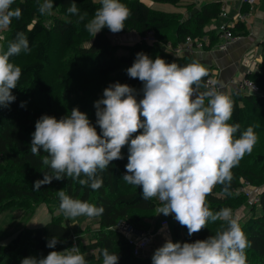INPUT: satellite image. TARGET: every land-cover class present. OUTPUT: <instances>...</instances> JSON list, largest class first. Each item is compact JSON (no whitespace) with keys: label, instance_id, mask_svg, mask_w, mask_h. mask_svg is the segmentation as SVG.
I'll list each match as a JSON object with an SVG mask.
<instances>
[{"label":"clouds","instance_id":"1","mask_svg":"<svg viewBox=\"0 0 264 264\" xmlns=\"http://www.w3.org/2000/svg\"><path fill=\"white\" fill-rule=\"evenodd\" d=\"M13 4L14 0H0V29L21 17V8ZM99 4L85 23L92 36L104 27L113 33L125 28L130 9L123 0H99ZM53 6L54 0H38L41 15H51ZM67 11L83 19L75 0ZM29 51L24 31H17L6 48L0 46V107L15 100L12 89L21 76V68L10 57ZM125 71L139 79L141 87L109 83L93 102L94 122L76 106L59 118L41 114L36 119L30 150L33 155L46 153L42 163L49 171H42V178L33 181V189L71 177L96 190L103 184L100 174L111 161L123 158L121 149L126 146L122 179L140 187L141 199L155 197L161 202L156 214H172L189 236L209 221L224 222L204 239L165 238L152 252L151 264H247L249 241L239 217L229 207L213 211L206 197L217 184L231 194L232 169L256 143L253 128L240 130L238 122L229 123L233 100L222 91L221 81H209V68L198 60L181 65L138 51ZM24 105L21 101L20 106ZM57 195L59 211L66 218H91L104 212L102 205L75 199L63 190ZM58 239L55 235L47 239L46 246L53 250L46 255L25 256L20 264H88L86 254L75 246L55 250ZM101 255L102 264L119 260L118 253L107 248L101 249Z\"/></svg>","mask_w":264,"mask_h":264},{"label":"trees","instance_id":"2","mask_svg":"<svg viewBox=\"0 0 264 264\" xmlns=\"http://www.w3.org/2000/svg\"><path fill=\"white\" fill-rule=\"evenodd\" d=\"M72 3L73 0H54L53 10L57 12L47 22L38 12V0H14L12 7L21 8V17L12 18L6 27L5 38L0 41V46L6 48L17 31H24L30 46L28 53L21 52L10 57L21 68V76L17 87L12 89L15 100L8 107H0V214L13 206L32 213L41 203H45L52 212L51 218L43 225L22 228L9 243L0 244V264H20L25 256L46 255L53 250L46 246L47 239L53 235L59 238L54 246L55 250L71 249L76 242L80 251L86 254L88 264H102V248L118 253L117 264H151V255L136 250L134 244L119 230L118 224L124 221L138 231H156L162 219H170V214L157 215L161 202L155 197L150 200L141 199L140 187L122 179L127 162V147L122 146L123 158L111 161L109 167L100 174L103 184L96 190L81 185L71 177L53 179L50 183L41 185V188L33 189V181L42 178V171L49 169L42 163L46 153L32 154L30 134L41 114L59 118L68 114L74 106L94 114L91 120L94 122L93 102L101 96L100 86L98 88L95 84L106 82L108 85L119 81L139 89L142 82L129 77L125 71L138 51H144L153 58L159 55L181 65L192 62L193 58L175 54L172 47L184 42L188 36H204L205 26L218 17L220 6L216 2L207 3L192 13L194 6L191 3L189 13L184 16L154 9L143 0H123L130 9V15L124 22L125 28L119 32L133 29L144 36L148 30H153L157 42L151 44L141 39L133 45H122L111 40L107 27L94 36L85 29V23L100 7L99 0L95 3L93 0H75L83 19H78L77 15L67 11ZM121 49L126 52L119 53ZM246 78L256 83L260 91L237 90L230 95L234 111L229 123L238 122L240 130H243L244 111L248 104L256 109L255 116L264 110V63L259 70L248 72ZM54 80L63 86L60 95L54 90ZM21 101L25 102L23 107L20 106ZM96 127L99 133V126ZM262 140L264 142V138ZM250 162L246 166L240 160L233 167L230 195L222 190V185L214 186L206 197L210 209H232L237 202L247 201V197L237 191L241 184L240 178L249 179L256 186L264 180V149L251 158ZM60 190L75 199L104 207V212L96 216L99 227L86 242H77L72 228L64 222L61 215L55 214V210L59 209L57 193ZM259 194V201L251 205L250 215L240 223L249 241V246L245 249L247 264H264V188H260ZM27 207L31 209L28 210ZM223 223L219 219L209 221L206 226L189 236L187 228L177 222L172 226L171 236L173 241L204 239L214 234Z\"/></svg>","mask_w":264,"mask_h":264},{"label":"crops","instance_id":"3","mask_svg":"<svg viewBox=\"0 0 264 264\" xmlns=\"http://www.w3.org/2000/svg\"><path fill=\"white\" fill-rule=\"evenodd\" d=\"M215 2L219 3L220 11L223 2L227 5L228 20L234 31L240 34V38L230 43L226 49H220L217 46L214 27L223 20L219 12L218 17L204 28L205 37H202L205 38V45L202 48H194L190 52L179 55H188L193 60L204 63L215 80L222 82V91L225 94L231 95L233 91L237 90L250 92L248 89L241 87V82L246 78L248 72L259 70L261 64L264 63V0H258L252 5L241 0H188L183 3L188 7V14L189 4L191 3H193L194 7L200 9L201 6L207 3ZM238 14H241V17ZM128 36L135 41H139L140 38L136 31H132ZM66 224L71 226L69 222ZM97 225L99 227L98 218ZM142 232L149 233L150 242L147 245L148 247L155 242L162 244L165 238L172 237L169 234V222L167 225L161 223L156 233L139 231V233ZM90 235L88 234L87 240H89ZM147 246L138 251L149 254Z\"/></svg>","mask_w":264,"mask_h":264},{"label":"rangeland","instance_id":"4","mask_svg":"<svg viewBox=\"0 0 264 264\" xmlns=\"http://www.w3.org/2000/svg\"><path fill=\"white\" fill-rule=\"evenodd\" d=\"M144 1L147 2L148 5L154 9L163 10V11H172V12H175V13L181 14V15H183V14L185 15L188 12L187 5H185L183 3L184 1H188V0H183V2H180V3H174L172 1H158V0H144ZM54 12H57V11L52 10L51 15H43L47 22H50L51 16L53 15ZM132 31L135 32L136 30L132 29V30H128L126 32H116V33L109 31L108 33H109L111 40L116 44H119L120 42H122V43H120L122 45H133L142 39L141 38L142 35H140L136 31L140 35V38H139V41H135V40H133V38L128 36V34H130ZM6 33H7L6 28L0 29V36H2L3 39L5 38ZM204 37H203V39H204ZM3 39H0V41H3ZM120 52H126V50L121 49V50H119V53ZM67 69H69V68H66V70ZM114 74L115 73H113V75ZM57 80L53 81V82H55L54 83V90H55V92H57L58 95H60V92L63 90V86L61 84H59L58 83L59 80L58 81ZM95 85L98 88L100 86V89H101L100 95H102L103 88L107 86L106 82H102L101 84H95ZM255 112H257V111L254 108V106H252L251 104H248L247 107L245 108V111H244L243 129L251 126L253 128L254 132L256 133V137H257L256 143L254 144L255 147L252 148V151L249 153H246L240 159L242 164H244L246 166L251 161V158H254L255 156H257L259 151L263 152V149H264V142L262 140V138H264V110L256 113V116H255ZM87 115H88L89 119L92 120L94 114L87 112ZM251 117H253V118H251ZM255 117H257V118H255ZM260 125H262V126L259 127ZM240 180L242 183L243 181L249 180V179L240 178ZM250 182L254 187L262 188V189L264 188V180L260 181L261 184L258 183L259 184L258 186H256L257 184L254 185V183L252 181H250ZM251 205H252V202H250V200L247 197L246 202L241 201L239 204L237 202L236 206L234 208H232L233 213L237 217H239L240 223H242L250 215ZM27 209L30 210L31 208L27 207ZM55 214L61 215L63 217L64 222L70 223V225H71L70 227L72 228L73 235H76V237H77L76 238L77 242L87 241L88 234H91L92 232L94 233L96 231V229L98 228V225L96 226L97 217L89 218V217L82 215V216H78V217L66 218L63 215V213L61 211H59V209L55 210ZM161 214H157V215H161ZM51 215H52V212L49 210L48 206L45 203H41V204L37 205L34 212H32V213L27 212V210L26 211L23 210L19 206H13V207L7 208L6 210H4L0 214V244L9 243L17 235L19 230H21L22 228H25L27 226L28 227H34V226L43 225L44 223H46L51 218ZM163 220L164 219L161 220V223H163ZM168 222H169V229H170L169 234H171L172 226L175 223H177L178 221H176L173 218V215L170 214V219L168 220ZM87 225L89 226V229H88ZM151 230L152 229H150L149 231H151ZM157 230L156 231L152 230L151 233H156ZM147 234L149 236V233H147ZM171 239H172V237H171ZM148 244L149 243H147V245ZM160 245L161 244H157L155 242V243H152L151 246H149V247L147 246L149 249L148 255H152V252L154 251V249ZM146 246H144V248Z\"/></svg>","mask_w":264,"mask_h":264},{"label":"built area","instance_id":"5","mask_svg":"<svg viewBox=\"0 0 264 264\" xmlns=\"http://www.w3.org/2000/svg\"><path fill=\"white\" fill-rule=\"evenodd\" d=\"M242 2L248 3L250 5L256 3L258 0H241ZM241 17V14H238ZM228 10L227 5L222 3V8L220 11V17L223 19L222 21L218 22V24L215 25L214 31L216 34L217 39V46L220 49H226L228 45L240 38V34L236 33L233 29V26L230 24V21L228 20ZM142 39L145 40L148 43L153 44L154 42H157V39L155 37L153 30H148L147 34L142 36ZM169 45H171L169 43ZM205 45V38L203 37H192L188 36L186 40L182 43H180L176 47H172L175 54H183L186 52H190L194 48H202ZM209 81L211 79H215L212 75L208 78ZM241 87L248 89L250 92H259L260 87L251 81L248 78L243 79L241 82ZM237 191L250 200L252 203H257L260 199V188L254 187L250 180L243 181ZM163 224L167 225L168 220L164 219ZM119 230L126 236L128 239L134 244L135 249L139 250L141 248H144V246L147 245V243L150 242V237L147 233H139L138 230H136L131 224L126 223L124 221H120L118 224ZM76 248L79 249V245L75 242L73 244ZM72 246V247H73ZM71 247V248H72ZM80 250V249H79Z\"/></svg>","mask_w":264,"mask_h":264},{"label":"water","instance_id":"6","mask_svg":"<svg viewBox=\"0 0 264 264\" xmlns=\"http://www.w3.org/2000/svg\"><path fill=\"white\" fill-rule=\"evenodd\" d=\"M197 10H198V8L194 7L191 12L193 13V12H196Z\"/></svg>","mask_w":264,"mask_h":264}]
</instances>
